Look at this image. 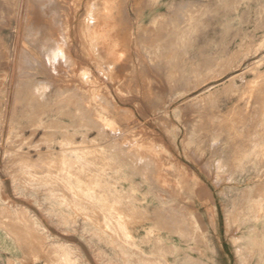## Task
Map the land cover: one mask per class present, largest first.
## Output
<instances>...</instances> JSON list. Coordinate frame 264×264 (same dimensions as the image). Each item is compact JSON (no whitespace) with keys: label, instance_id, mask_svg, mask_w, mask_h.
Masks as SVG:
<instances>
[{"label":"rangeland","instance_id":"1","mask_svg":"<svg viewBox=\"0 0 264 264\" xmlns=\"http://www.w3.org/2000/svg\"><path fill=\"white\" fill-rule=\"evenodd\" d=\"M57 3L0 38V168L43 220L26 252L264 264V0Z\"/></svg>","mask_w":264,"mask_h":264},{"label":"crops","instance_id":"2","mask_svg":"<svg viewBox=\"0 0 264 264\" xmlns=\"http://www.w3.org/2000/svg\"><path fill=\"white\" fill-rule=\"evenodd\" d=\"M58 6L57 0H0V38L2 44L7 43L13 46L19 44L20 37H23L24 27V14L25 7L27 8L28 16H32L33 21H41L45 19H54L57 13L56 7ZM47 29L42 30L43 33ZM12 39L10 42L9 40ZM52 42H54L51 39ZM59 42L55 41L57 45ZM5 52V51H4ZM7 64H0V69H5ZM7 117V115H6ZM1 166V165H0ZM26 212L30 214L36 221L41 223L42 218L34 208L27 207L23 202L19 201L18 195L14 187H9V177L4 174V170L0 168V264H44L46 260H42L36 250H33L32 254L26 252L25 245L29 240L30 235L26 232L25 218ZM178 218H170V222L178 221ZM44 223V222H42ZM47 229L48 234L53 240H56L57 233L54 227L51 225ZM189 230H191L189 228ZM188 231V228L186 229ZM176 229L172 233H178ZM189 234L194 238L193 232L189 231ZM197 237V236H196ZM34 236V240H36ZM39 238V237H38ZM200 236L196 238V244L199 245ZM66 243V240H64ZM216 245L211 239L210 243ZM70 244V243H69ZM211 245V244H210ZM167 252L169 248L166 246ZM191 254L185 253L184 248L180 250L184 251V258L189 264H201V250L196 247H189ZM83 249V248H82ZM181 252V251H180ZM89 260V259H88Z\"/></svg>","mask_w":264,"mask_h":264},{"label":"bare ground","instance_id":"3","mask_svg":"<svg viewBox=\"0 0 264 264\" xmlns=\"http://www.w3.org/2000/svg\"><path fill=\"white\" fill-rule=\"evenodd\" d=\"M190 2V1H189ZM195 9V8H194ZM56 32V31H55ZM37 33V32H36ZM54 35H56V33H54ZM37 36V35H36ZM59 36V35H58ZM64 36V35H63ZM54 37H57V35L56 36H53V38ZM34 38V37H33ZM58 39V38H57ZM53 41H54V39H52ZM57 42V41H56ZM54 43V42H53ZM60 43V42H59ZM66 45V44H65ZM62 47V46H61ZM59 49V48H58ZM66 51V50H65ZM72 58V57H71ZM90 75V74H89ZM42 86H43V84H41ZM58 85V84H57ZM45 89V88H44ZM48 90V89H47ZM22 95V94H21ZM103 130V129H102ZM115 141V140H114ZM232 178V177H231ZM212 219V218H211ZM213 223V222H212Z\"/></svg>","mask_w":264,"mask_h":264}]
</instances>
